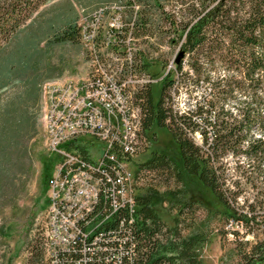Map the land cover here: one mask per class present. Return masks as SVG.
Here are the masks:
<instances>
[{
	"label": "trees",
	"instance_id": "obj_1",
	"mask_svg": "<svg viewBox=\"0 0 264 264\" xmlns=\"http://www.w3.org/2000/svg\"><path fill=\"white\" fill-rule=\"evenodd\" d=\"M45 1L50 0H0V44ZM134 1L140 5L131 25L135 38L140 35L147 40L158 33L189 55V70H183L184 58L174 68L163 70L165 63L159 57L151 59L141 48L135 50L138 71L150 77L163 73L158 98L152 80L135 94L143 110L142 131L156 137L157 127H166L179 147L178 160L154 147L141 164L164 172L172 184L137 188L135 173L132 210L126 204L113 210L115 178L103 175L109 191L95 206L93 231L84 233L88 226L81 219L82 231L73 245L59 252V264H202L199 246L209 239V230L201 225L197 212L199 206L207 207L210 214L217 208L213 211L201 197L190 195L188 177L198 178L216 196L224 206L221 216L243 225V233L264 223V0H173L172 10L165 7V0H133L127 10L134 8ZM78 34L82 35V25L79 28L77 17L71 16L49 39L71 40ZM218 65L224 73L214 74ZM29 68L32 72L25 75ZM179 71L197 82L208 79L211 87L193 109L177 112L166 101V94ZM11 76L0 80V91L11 87V82H22L23 88L1 106L0 190L14 198L32 168L30 141L39 130L42 76L29 62ZM230 99H235L233 106ZM196 129L201 131V144L189 135ZM75 146L84 157L89 156L83 144ZM106 167L113 175L109 162ZM231 169L246 176L257 190L252 196L241 195L239 180H234L236 188L229 186L224 171ZM92 171L101 175V168ZM97 220L102 221L97 224ZM220 231L239 233L237 228ZM41 243L45 264H51L46 256L45 228ZM244 255L251 264L264 258V238L250 244Z\"/></svg>",
	"mask_w": 264,
	"mask_h": 264
},
{
	"label": "rangeland",
	"instance_id": "obj_2",
	"mask_svg": "<svg viewBox=\"0 0 264 264\" xmlns=\"http://www.w3.org/2000/svg\"><path fill=\"white\" fill-rule=\"evenodd\" d=\"M107 1L115 0H50L42 2L31 16L27 17L14 30L10 38L1 42L0 80L9 79L12 77L11 75L19 73L25 62L37 66L42 76L41 82L45 79L48 83H63L64 80L72 79L76 82L87 80L92 67L90 52L93 48L89 44V37L83 36L81 39L80 34L71 40H50L49 37L53 35L55 29L63 26L71 16L77 17V22H85V18H87V24L100 22V15L90 16L89 12H93L94 7L106 4ZM132 2L133 0H126L125 5H131ZM164 3L168 10L175 7L173 0H165ZM119 8L120 6H116L112 9V16L121 15L122 11H119ZM104 31L98 33L99 42L107 39V33ZM86 34H88L87 25H82V35ZM134 42L137 50L141 48L148 53L151 59L159 57L165 63L163 70L175 67L180 47L177 44H171L165 36L153 33L146 40L139 35ZM181 58H184L183 70H187L189 55L184 54L183 51ZM155 67L159 66L155 65ZM215 70L214 74H217L224 73L225 69L218 65ZM31 72L29 68L25 75H29ZM162 76L163 73L157 76V80L152 84L155 98H158L161 93L159 79ZM175 78L166 94V101L173 111L180 112L187 108L193 109L195 102L207 96L211 87L210 80L200 79L197 82L193 80L192 75H187L182 71H179ZM10 86L0 91V114L1 106L14 91L23 88V83L11 82ZM234 101L235 99H230L229 104L233 106ZM40 106L38 112L39 130L30 141L33 159L32 168L26 177V184L18 185L15 199L5 194L2 195L0 190V264H45L41 241L44 231L45 210L49 204L46 199L49 198L50 193L49 181L56 171L60 155L49 147L46 121L49 120L50 113L45 111L46 106L42 96ZM194 116L200 120V116L197 114ZM256 130L259 131L257 128ZM82 133L84 130L78 134ZM149 133L150 137L146 136L142 149L136 152L129 161V168L136 173L137 188L148 184L164 188L167 184H172L170 178L166 177L164 172L144 167L141 162L149 157L154 147L167 150L171 156L178 160L179 147L166 127L158 126L156 137L151 131ZM189 135L195 143H202L201 131L198 129L189 131ZM84 139L87 140H81L84 148L91 157L97 158L102 151V143L99 141L93 143L90 138ZM228 160H230L231 165L234 163L231 157H228ZM224 173L232 189L237 187L234 180L240 181L239 187L243 188L241 195L244 193L252 196L257 191L250 185V182L246 181V176L242 177L232 169L224 171ZM186 181L191 196L201 197L204 204L213 211L217 208L216 213L210 214L207 207L199 206L197 212L198 218L203 222L201 225L209 230V239L199 246L202 264H251L246 261L248 256H245L244 253L249 249L250 244L264 238V223L255 224L253 232L243 233V225L231 218L226 221L221 216V209L224 206L198 178L188 177ZM247 208L248 206H244L243 209ZM165 219L170 221V216L165 214ZM223 228H237L239 233L230 231L223 234L220 231ZM256 264H264V258L256 260Z\"/></svg>",
	"mask_w": 264,
	"mask_h": 264
},
{
	"label": "built area",
	"instance_id": "obj_3",
	"mask_svg": "<svg viewBox=\"0 0 264 264\" xmlns=\"http://www.w3.org/2000/svg\"><path fill=\"white\" fill-rule=\"evenodd\" d=\"M125 1H107L89 12L100 15V22L87 24L86 35L93 47L87 80L58 83L54 99H47L48 81H42L46 110L58 107L57 116L46 121L49 147L60 155L49 181V204L44 221L46 256L51 264H59V252L73 245V240L81 233V219L88 226L84 233L93 231L94 205L109 191L104 187L103 175L115 178L111 187L113 210L119 204H126L130 210L133 208L135 172L128 163L142 149L147 136L142 131V105L135 94L148 80L156 81L157 78L136 69V45L131 25L140 5L134 1V8L125 10ZM115 4H123L121 15L112 16L111 8ZM85 23L87 18L85 22L79 21L78 27ZM101 30L107 31V39L99 42ZM103 103L107 104L108 117L101 118L99 104ZM77 126H90V134H77ZM84 138L102 143L97 158L90 154L84 157L75 146L82 144ZM108 162L114 168L113 175L107 171ZM92 167H100L101 175H92Z\"/></svg>",
	"mask_w": 264,
	"mask_h": 264
},
{
	"label": "bare ground",
	"instance_id": "obj_4",
	"mask_svg": "<svg viewBox=\"0 0 264 264\" xmlns=\"http://www.w3.org/2000/svg\"><path fill=\"white\" fill-rule=\"evenodd\" d=\"M116 6H120L119 8V11H123V5L122 4H115V6L113 8H111V12H112V9H114ZM125 10H127V7L125 5ZM118 11V12H119ZM123 12H121L120 14H122ZM90 16H93V15H90ZM81 25H87V23L85 24H80L79 25V28ZM84 28V27H83ZM99 32H102L99 31ZM104 32L107 33V31L105 30ZM84 37H89V36H84ZM98 41H99V34H98ZM59 82H56V83H52L50 84V82L48 83V85L46 86V91H47V97L48 99H54L55 97V94L57 92L56 90V87L58 85ZM45 111H49L50 113V116H49V120L48 121H52V119L57 116L58 114V107H50L48 108L47 110ZM99 117L101 118H104V117H108V108H107V104L103 103V104H99ZM45 121H46V114H45ZM81 130H84V133L82 134H87L89 135L90 134V126H77V134L79 132H81ZM100 167H92V169H98ZM92 175H95L92 171ZM98 203H95L94 205V210H95V206L97 205Z\"/></svg>",
	"mask_w": 264,
	"mask_h": 264
},
{
	"label": "water",
	"instance_id": "obj_5",
	"mask_svg": "<svg viewBox=\"0 0 264 264\" xmlns=\"http://www.w3.org/2000/svg\"><path fill=\"white\" fill-rule=\"evenodd\" d=\"M182 54H183V50L180 49L178 54H177L176 62H178L180 60Z\"/></svg>",
	"mask_w": 264,
	"mask_h": 264
},
{
	"label": "crops",
	"instance_id": "obj_6",
	"mask_svg": "<svg viewBox=\"0 0 264 264\" xmlns=\"http://www.w3.org/2000/svg\"><path fill=\"white\" fill-rule=\"evenodd\" d=\"M55 81V80H54Z\"/></svg>",
	"mask_w": 264,
	"mask_h": 264
}]
</instances>
